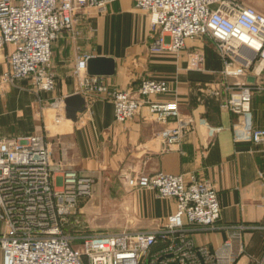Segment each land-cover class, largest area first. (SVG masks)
<instances>
[{
	"label": "built area",
	"instance_id": "obj_1",
	"mask_svg": "<svg viewBox=\"0 0 264 264\" xmlns=\"http://www.w3.org/2000/svg\"><path fill=\"white\" fill-rule=\"evenodd\" d=\"M113 1L0 0V49L11 46L3 80L29 77L35 91H53L52 43L64 30L75 32L78 12L89 7L102 11ZM134 5L147 13L155 32L148 46L151 53H177L188 39L212 41L221 59L220 78L206 91L235 115L234 142H248L264 152V126L250 121L255 80L264 71V8L242 0H134ZM89 56L76 55L72 75L84 100H110L116 123L124 126L145 106L155 122L176 121L158 133L167 146L192 129L193 117L182 116L175 100L155 98L170 89L165 79L143 78L134 91L110 90L101 75L87 73ZM202 62L200 51L190 54L189 67L201 69ZM49 105L56 112L54 120L60 121L63 97ZM119 175L126 189H152L159 198L173 199L174 210L150 230L69 231L71 222H81L79 204L91 194L90 175L57 162L44 134L0 136L1 264H234L244 250L241 233L259 228L223 225L228 235L220 245L196 244L192 233L213 228L220 216L210 178L197 172ZM257 264H264V259Z\"/></svg>",
	"mask_w": 264,
	"mask_h": 264
},
{
	"label": "crops",
	"instance_id": "obj_2",
	"mask_svg": "<svg viewBox=\"0 0 264 264\" xmlns=\"http://www.w3.org/2000/svg\"><path fill=\"white\" fill-rule=\"evenodd\" d=\"M76 17L75 32L64 30L52 43L56 84L51 92L35 91L29 77L4 81L5 54L11 46L0 49V136L44 134L53 158L64 168L111 182L120 172H197L210 178L218 193L220 216L213 228L194 231L193 241L217 247L228 235L223 225H255L259 228L241 233L244 250L234 264L263 260L264 152L255 151L248 142H234L235 115L222 109L217 97L206 91L220 78L221 59L212 41L188 39L177 53H151L148 46L155 32L147 13L137 9L134 0H115L102 11L89 7ZM196 51L203 55L201 69L188 64L190 54ZM77 54L114 60V73L101 75L110 90L134 91L143 78L165 79L170 89L155 98L175 100L182 116L193 117L192 129L178 143L167 146L158 133L173 127L174 119L155 122L142 106L123 126L114 121L110 100L99 97L85 99L84 109L75 113L74 120L63 110L61 121L56 122L49 102L77 92L84 97L72 75ZM250 115L254 126H264V71L255 80ZM119 190L120 197L113 200L115 207L128 211L131 218L120 221L121 228H156L174 210L173 199L159 198L152 189Z\"/></svg>",
	"mask_w": 264,
	"mask_h": 264
},
{
	"label": "rangeland",
	"instance_id": "obj_3",
	"mask_svg": "<svg viewBox=\"0 0 264 264\" xmlns=\"http://www.w3.org/2000/svg\"><path fill=\"white\" fill-rule=\"evenodd\" d=\"M242 1L257 9L264 8V0ZM90 178L92 180L91 194L80 201L79 204L78 219L81 222H71L68 230L75 231L79 234L84 232H114L123 230L124 227L121 228L118 224L120 221L131 218L127 216L128 211H124V213L120 212L119 209L115 207L116 203L113 201L120 197L118 192L119 189L125 192L128 191V189L125 190L126 188L122 184L121 176L119 173L114 175V177H112L114 178L113 182L108 178L104 179V177H99L96 174L90 175ZM88 206L89 208L86 209ZM1 230L2 229H0V233L2 232Z\"/></svg>",
	"mask_w": 264,
	"mask_h": 264
},
{
	"label": "water",
	"instance_id": "obj_4",
	"mask_svg": "<svg viewBox=\"0 0 264 264\" xmlns=\"http://www.w3.org/2000/svg\"><path fill=\"white\" fill-rule=\"evenodd\" d=\"M115 65L111 57L89 56L86 61V70L90 75H112ZM253 81V78H248ZM85 100L79 93H74L64 99V110L67 118L75 119V113L84 109Z\"/></svg>",
	"mask_w": 264,
	"mask_h": 264
},
{
	"label": "bare ground",
	"instance_id": "obj_5",
	"mask_svg": "<svg viewBox=\"0 0 264 264\" xmlns=\"http://www.w3.org/2000/svg\"><path fill=\"white\" fill-rule=\"evenodd\" d=\"M55 117V116H54Z\"/></svg>",
	"mask_w": 264,
	"mask_h": 264
}]
</instances>
